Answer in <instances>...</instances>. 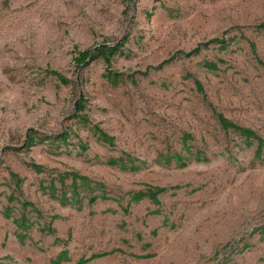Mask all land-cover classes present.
Segmentation results:
<instances>
[{
  "label": "rangeland",
  "instance_id": "obj_1",
  "mask_svg": "<svg viewBox=\"0 0 264 264\" xmlns=\"http://www.w3.org/2000/svg\"><path fill=\"white\" fill-rule=\"evenodd\" d=\"M263 22L264 0H0V264H264Z\"/></svg>",
  "mask_w": 264,
  "mask_h": 264
},
{
  "label": "trees",
  "instance_id": "obj_2",
  "mask_svg": "<svg viewBox=\"0 0 264 264\" xmlns=\"http://www.w3.org/2000/svg\"><path fill=\"white\" fill-rule=\"evenodd\" d=\"M260 27H264V22L260 24ZM119 47L120 45H115V46H99L97 47L94 51H93V55L91 54V52L89 50L84 51L80 54V57L77 58V61L80 63V65H84L86 64L87 59L89 58L90 55H92L93 59L94 58H103L107 63H110L111 59L118 53L119 51ZM195 53H198V50L195 51ZM55 75H58L57 73H54ZM59 77V76H58ZM60 80H62V78L60 77ZM80 111H83L82 106H80L78 113ZM222 125L225 129H234L236 130L241 136L245 137L248 140H254L257 141L259 144L262 142V139L259 138L253 131L246 129V128H240L238 126L233 125L232 123H230L229 121H227L226 119L222 118ZM66 137L63 138V140H65ZM163 192V189H157L156 191H151L148 194H145L147 196H149L152 199H155L156 196L160 193ZM142 197V196H140ZM109 253H102V254H98V255H94L91 258H89L88 260H82L80 261L78 264H85L87 263L89 260H93L97 257H103L108 255Z\"/></svg>",
  "mask_w": 264,
  "mask_h": 264
}]
</instances>
